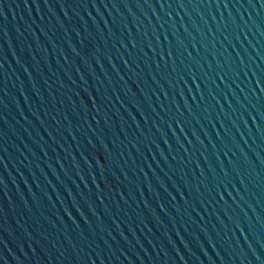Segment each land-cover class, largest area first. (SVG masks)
I'll list each match as a JSON object with an SVG mask.
<instances>
[{
  "label": "water",
  "instance_id": "1",
  "mask_svg": "<svg viewBox=\"0 0 264 264\" xmlns=\"http://www.w3.org/2000/svg\"><path fill=\"white\" fill-rule=\"evenodd\" d=\"M0 264H264V0H0Z\"/></svg>",
  "mask_w": 264,
  "mask_h": 264
}]
</instances>
